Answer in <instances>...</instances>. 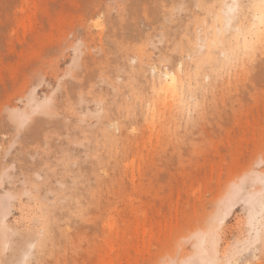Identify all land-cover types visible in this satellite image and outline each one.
Masks as SVG:
<instances>
[{
    "label": "rangeland",
    "instance_id": "obj_1",
    "mask_svg": "<svg viewBox=\"0 0 264 264\" xmlns=\"http://www.w3.org/2000/svg\"><path fill=\"white\" fill-rule=\"evenodd\" d=\"M176 2L0 0V173L5 157L9 166L21 165L19 150L9 151L16 133L8 112L42 102L54 85L74 74L75 37L86 45V66L98 62L101 54L106 60L122 35L128 39L121 42L133 46L150 40L159 44L162 6ZM100 10L108 13V25L95 31L89 24ZM221 89L219 106L194 130L181 126L173 111L159 102L155 120L141 119L135 132L124 133L115 181L109 182L115 186H106L89 223L74 226L78 250L67 251L66 264H160L196 251L192 234L213 213L229 183L254 161L260 163L264 150V63L254 61ZM75 94L78 98V91ZM49 127L58 131L57 123L34 118L19 143L38 142ZM28 211L18 182L0 185V220L14 226ZM247 222L245 207L237 205L225 221L221 258L229 243L246 239ZM22 258L19 251L0 252V261Z\"/></svg>",
    "mask_w": 264,
    "mask_h": 264
},
{
    "label": "snow or ice",
    "instance_id": "obj_2",
    "mask_svg": "<svg viewBox=\"0 0 264 264\" xmlns=\"http://www.w3.org/2000/svg\"><path fill=\"white\" fill-rule=\"evenodd\" d=\"M162 7L159 44L119 43L106 60L101 54L86 66V45L75 37L74 74L42 102L8 112L16 133L9 151L19 150L21 165L9 166L5 157L0 185L18 182L31 211L14 226L0 220V252L23 257L0 264H66L67 251L78 250L74 226L89 223L106 186H115L109 182L115 181L124 133L135 132L141 119L155 120L159 102L169 99L179 124L194 130L219 106L222 83L239 79L258 59L264 63V0H178ZM106 25L108 13L100 10L89 27L103 31ZM36 117L57 123L58 131L49 127L38 142L24 146L19 141ZM258 161L229 183L192 234L200 241L196 251L160 264H264V150ZM237 205L247 212V237L229 243L221 258L225 221Z\"/></svg>",
    "mask_w": 264,
    "mask_h": 264
},
{
    "label": "bare ground",
    "instance_id": "obj_3",
    "mask_svg": "<svg viewBox=\"0 0 264 264\" xmlns=\"http://www.w3.org/2000/svg\"><path fill=\"white\" fill-rule=\"evenodd\" d=\"M163 2H164V0H160V3H163ZM157 7H158L157 5H154V6H153V9H155V10H154L155 13L157 12V10H156ZM123 39H128V37H123V35H122L120 38H117V41H116L115 44L118 43V45H119V43H120L121 40H123ZM121 43H123V42H121ZM160 103H163V102L161 101ZM163 105H164V106H167L168 109H169V111H170V113H172V111H173V105H172V102H171L170 99H169V102L167 103V105H165L164 103H163ZM198 243H200V241H197V244H198ZM222 258H223V254H222Z\"/></svg>",
    "mask_w": 264,
    "mask_h": 264
}]
</instances>
